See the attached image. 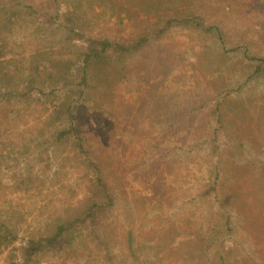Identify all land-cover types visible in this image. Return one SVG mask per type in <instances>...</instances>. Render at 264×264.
Listing matches in <instances>:
<instances>
[{"label": "rangeland", "instance_id": "rangeland-1", "mask_svg": "<svg viewBox=\"0 0 264 264\" xmlns=\"http://www.w3.org/2000/svg\"><path fill=\"white\" fill-rule=\"evenodd\" d=\"M0 264H264V0H0Z\"/></svg>", "mask_w": 264, "mask_h": 264}, {"label": "trees", "instance_id": "trees-1", "mask_svg": "<svg viewBox=\"0 0 264 264\" xmlns=\"http://www.w3.org/2000/svg\"><path fill=\"white\" fill-rule=\"evenodd\" d=\"M140 40V39H139ZM138 40V41H139ZM111 45L110 41L106 40V39H92L89 44L88 47L86 48V52L84 53V62L90 63V60L93 58H101V55L103 54V52H105L107 50V48ZM127 47H125L126 49ZM88 60V61H87ZM70 104L66 107V111L69 113L70 112ZM73 128L74 130L77 132L75 127H68L66 129H62L60 130V134H71L73 132ZM89 216V215H88ZM63 232V228L58 226L57 230L54 232L53 235H50L49 237L45 238V241L47 243H50L51 245H53L55 243V241L57 240V238H59L60 233ZM40 245L35 244L34 246H32L33 250H37L39 248Z\"/></svg>", "mask_w": 264, "mask_h": 264}]
</instances>
